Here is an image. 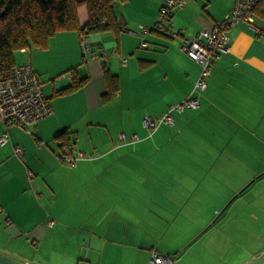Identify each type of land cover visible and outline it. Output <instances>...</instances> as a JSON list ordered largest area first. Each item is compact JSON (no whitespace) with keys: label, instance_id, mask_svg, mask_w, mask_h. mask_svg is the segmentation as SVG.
Masks as SVG:
<instances>
[{"label":"crops","instance_id":"0c3cea01","mask_svg":"<svg viewBox=\"0 0 264 264\" xmlns=\"http://www.w3.org/2000/svg\"><path fill=\"white\" fill-rule=\"evenodd\" d=\"M164 1L116 3L117 36L82 41L62 32L45 50L15 52V66L29 63L39 75L53 115L27 129L0 122L9 138L0 146V255L29 264H150L157 253L184 264L176 243L184 226L211 224L223 208L232 226L264 215V36L246 23L231 27V52L214 60L200 108L173 113L174 126L151 134L144 118L166 114L199 76L182 41L211 30L235 0H190L172 14L176 38L154 30ZM78 17L84 28L85 7ZM140 26L149 33H127ZM105 72L120 85L108 103ZM84 79L76 92L55 95ZM65 142L85 156L73 166L57 157Z\"/></svg>","mask_w":264,"mask_h":264},{"label":"built area","instance_id":"2783aa9c","mask_svg":"<svg viewBox=\"0 0 264 264\" xmlns=\"http://www.w3.org/2000/svg\"><path fill=\"white\" fill-rule=\"evenodd\" d=\"M189 1L165 0L158 12L154 30L166 32L171 38H176L177 34L172 30V14L175 10L184 9ZM259 1L235 0L232 10L217 22L211 30L200 32L193 40L185 39L182 41L181 49L190 60L199 65L200 73L188 97L171 107L161 117L152 118L146 116L144 118L143 125L151 134L160 126H174L173 113H183L200 108L199 97L207 89L214 60L231 52L230 38L228 36V30L231 27L239 23H246L257 36H264V24L259 23L253 13ZM149 31V29L140 26L138 31L127 30V33L131 36H144ZM84 39V37H81L82 41ZM147 47L146 42L141 40L140 48L146 49ZM88 50L89 46L82 43V52L85 54ZM121 63L125 64L126 58H122ZM52 115L51 102L45 96L43 83L31 64L15 66L10 78L6 81H0V122L7 128L17 126L27 129ZM118 139L121 144H125L126 137L124 134H119ZM8 140V134L6 132L2 133L0 135V146L6 145ZM132 141H138V137L133 135ZM73 151V145H68L57 156L59 161L64 165L73 166L85 157L81 153L75 155ZM15 154L21 159L23 151L20 148H16ZM49 225L51 226L53 223L50 222ZM172 262V258L164 257L157 253H153L150 260V264H172Z\"/></svg>","mask_w":264,"mask_h":264},{"label":"trees","instance_id":"16d2710c","mask_svg":"<svg viewBox=\"0 0 264 264\" xmlns=\"http://www.w3.org/2000/svg\"><path fill=\"white\" fill-rule=\"evenodd\" d=\"M126 0H0V81L10 78L15 67L14 54L20 50H45L58 33L76 32L79 37L92 33L121 31L114 6ZM86 8L88 21L80 27L78 10ZM253 13L264 21V0H260ZM106 94L104 103L110 102L120 90L116 76L105 72ZM84 80H73L71 85L55 95L65 96L82 88ZM60 135L59 138L63 137ZM67 142V141H66ZM67 147L69 144L66 145Z\"/></svg>","mask_w":264,"mask_h":264},{"label":"rangeland","instance_id":"374dc122","mask_svg":"<svg viewBox=\"0 0 264 264\" xmlns=\"http://www.w3.org/2000/svg\"><path fill=\"white\" fill-rule=\"evenodd\" d=\"M224 214V208L218 210L212 225L183 227L176 243L184 264H243L264 252V215L258 223L232 226ZM199 229L201 236L195 234Z\"/></svg>","mask_w":264,"mask_h":264},{"label":"water","instance_id":"95a60500","mask_svg":"<svg viewBox=\"0 0 264 264\" xmlns=\"http://www.w3.org/2000/svg\"><path fill=\"white\" fill-rule=\"evenodd\" d=\"M0 264H29V263L0 255ZM243 264H264V252Z\"/></svg>","mask_w":264,"mask_h":264}]
</instances>
